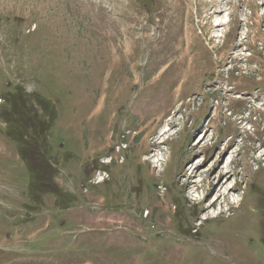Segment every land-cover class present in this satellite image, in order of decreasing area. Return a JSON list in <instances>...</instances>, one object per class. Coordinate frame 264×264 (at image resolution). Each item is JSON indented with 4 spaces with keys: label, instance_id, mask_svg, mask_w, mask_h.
Segmentation results:
<instances>
[{
    "label": "rangeland",
    "instance_id": "rangeland-1",
    "mask_svg": "<svg viewBox=\"0 0 264 264\" xmlns=\"http://www.w3.org/2000/svg\"><path fill=\"white\" fill-rule=\"evenodd\" d=\"M0 264H264V0H0Z\"/></svg>",
    "mask_w": 264,
    "mask_h": 264
},
{
    "label": "bare ground",
    "instance_id": "bare-ground-1",
    "mask_svg": "<svg viewBox=\"0 0 264 264\" xmlns=\"http://www.w3.org/2000/svg\"><path fill=\"white\" fill-rule=\"evenodd\" d=\"M218 1H222V0H218ZM212 3H215V1H212ZM209 20H211V16L209 17ZM216 20L218 23L219 19H216ZM188 22L191 25V21H190L189 17H187L185 20V34H184L185 45L188 46V48H189V47H191V36L188 37V30H187L189 27ZM217 23H216V25H217ZM223 24H226V23L223 22ZM187 42H189V44H187ZM204 140H206V136H204L199 141L198 145H200ZM198 145H196V147H195L196 149L198 148L197 147ZM229 145H230L229 142H226L222 146H219L217 143H213L211 145V148L217 152L215 159H213V161L208 162V164H206L207 161H209L207 159L204 160L203 162H198L197 165L192 166L190 168V170H186L183 174L186 177L191 172L188 179H194L197 177H202L203 176L202 173H204L203 179L201 178L200 181H198V182L193 181L194 182L193 183L192 180L191 181L186 180L185 183L184 182L183 183H184V186L186 187V189H188V191H190V190L195 189L201 182H203V187L205 188L204 192H206V197L203 200H197L194 203V206L198 207V209H201V212H203V214H205V215L211 216L212 214H215V212L212 213L211 211H213L217 205L220 207L223 203L230 205L231 201H229V198H230L229 196L233 195L236 191V185L235 186L229 185L231 183V180H233V182H235L236 177L238 175L237 172L231 171L232 165L234 164V159H235L234 155L230 156L226 162L223 161L220 164V161L223 158H225V156L228 154L227 150H228ZM234 154H236V153H234ZM161 160H162L161 157H158L157 160H154V161L158 162ZM205 164H206V168L204 167L205 169H200ZM188 167H189V165H188ZM188 167H187V169H188ZM154 168H155V164H154ZM156 169H158V168H156ZM229 175L231 177H228ZM238 206H239V204L236 207H238ZM209 211L211 213H209ZM228 211H230L229 208H228ZM148 215L149 214H147V216ZM218 215L219 214L217 213V215H216L217 217L215 215L212 217L218 218Z\"/></svg>",
    "mask_w": 264,
    "mask_h": 264
},
{
    "label": "trees",
    "instance_id": "trees-1",
    "mask_svg": "<svg viewBox=\"0 0 264 264\" xmlns=\"http://www.w3.org/2000/svg\"><path fill=\"white\" fill-rule=\"evenodd\" d=\"M18 97V95L16 94V93H14V94H11L10 96H9V99L11 100V102H13V101H15L16 100V98ZM41 103V102H40ZM43 106H45L46 105V103L44 102V103H41Z\"/></svg>",
    "mask_w": 264,
    "mask_h": 264
}]
</instances>
